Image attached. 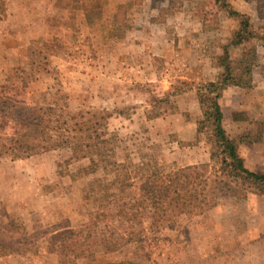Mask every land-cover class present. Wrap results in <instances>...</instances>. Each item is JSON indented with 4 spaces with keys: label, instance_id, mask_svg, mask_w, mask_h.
I'll list each match as a JSON object with an SVG mask.
<instances>
[{
    "label": "rangeland",
    "instance_id": "374dc122",
    "mask_svg": "<svg viewBox=\"0 0 264 264\" xmlns=\"http://www.w3.org/2000/svg\"><path fill=\"white\" fill-rule=\"evenodd\" d=\"M53 1L0 0V84L20 87L24 78L29 95L56 105L58 117L111 112L102 121L112 139L109 159L126 163L132 176L137 166L169 171L211 161L209 136L198 130L197 85L226 72L219 58L241 22L226 4L250 16L257 36L251 84L230 86L221 104L246 166L264 173V8L258 0H73L67 15L54 13ZM243 49L229 46L230 64L248 80ZM5 135L0 132V264H88L50 251L53 234L67 226L83 230V237L119 228L135 238L109 253L85 245L94 264H185L193 249L209 263L257 264L246 258L245 234L256 228L264 240V196H226L201 215L156 227L150 214L107 211L109 200L136 206L141 199L139 182L133 180L129 198L110 164L108 171L89 158L72 160L68 148L13 160L2 146Z\"/></svg>",
    "mask_w": 264,
    "mask_h": 264
},
{
    "label": "trees",
    "instance_id": "16d2710c",
    "mask_svg": "<svg viewBox=\"0 0 264 264\" xmlns=\"http://www.w3.org/2000/svg\"><path fill=\"white\" fill-rule=\"evenodd\" d=\"M258 4L264 8V0H258ZM226 7H229L228 12L232 16L241 17L240 28L235 32L229 46L243 45L240 66L248 80L235 75L230 64L229 46H226L224 56L219 58V63L226 72L216 80L197 85L202 112L198 130L206 132L209 136V163L169 171L154 164L148 172L137 166V174L132 176V171L126 163L109 159L112 139L107 138L108 133L105 132L102 121L111 117V112L92 111L87 116L80 111L75 115L68 114L66 118L58 117L56 105H42L29 95L24 78L21 79L20 87L9 80L0 84V132L6 134L2 139L7 144L2 146L13 160L68 148L72 152V160L89 158L94 165L102 163L106 170L110 164L111 171L118 173L121 191L129 198L130 188L136 185L134 181L139 182L141 199L136 202V206L131 200H109L108 204L111 206L107 205V211L114 209L116 214H141V217L150 214L151 224L156 227L171 226L174 220L182 215H201L215 207L219 200L226 196L245 198L250 192L264 196V173L246 166L239 152L237 139L232 138L224 126L221 104L223 91L230 86H250L252 66L256 61V45L251 44L252 40L257 38L252 30L250 16L231 9L229 4H226ZM259 39L264 41V36ZM130 209L134 211L130 212ZM116 229L95 236L84 234L83 237V230L67 226L53 234L50 251L66 257H85L89 261L88 264H94L95 258L90 255L85 245H97L102 251L109 253L135 240L131 234L125 236L119 228ZM111 239L118 240L111 242ZM87 241L92 243L88 244Z\"/></svg>",
    "mask_w": 264,
    "mask_h": 264
},
{
    "label": "crops",
    "instance_id": "0c3cea01",
    "mask_svg": "<svg viewBox=\"0 0 264 264\" xmlns=\"http://www.w3.org/2000/svg\"><path fill=\"white\" fill-rule=\"evenodd\" d=\"M66 3V4H64ZM70 4H73V0H54L53 4H52V9L54 11V13L56 12H60L59 14H65L67 15V13L69 12V10L71 9ZM230 90V88L228 87L227 89H225V93H228V91ZM224 116H227L226 114H224ZM250 233L245 234L246 236V243H245V249L248 251V253L246 254V258L250 259V261L253 262V260H255L257 262V264H262L263 260L258 259V256L260 255L261 257L264 258V240L260 239L261 234L260 232H258V230L255 228L253 229L252 227L249 228ZM250 235V237H254L256 240V242H252L249 238L247 239V236ZM248 240V241H247ZM196 245V244H194ZM197 246V245H196ZM192 247V246H191ZM194 251V256L189 257V254H187L186 257L188 259L186 260L187 262L185 264H189V261H192V264H217L216 262H207L205 261L204 258H200L202 256L201 251L199 254H197V250L193 249ZM188 252V250H187ZM259 253V254H258ZM182 257V262H184V258Z\"/></svg>",
    "mask_w": 264,
    "mask_h": 264
}]
</instances>
